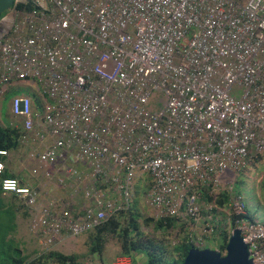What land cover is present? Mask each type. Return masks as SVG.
I'll return each mask as SVG.
<instances>
[{"label":"built area","instance_id":"built-area-1","mask_svg":"<svg viewBox=\"0 0 264 264\" xmlns=\"http://www.w3.org/2000/svg\"><path fill=\"white\" fill-rule=\"evenodd\" d=\"M22 89L10 125L22 145L48 144L29 153L32 175L48 180L59 166L70 181L55 185L88 180L81 216L41 202L39 187L0 180L29 209L41 253L143 189L146 217L177 219L195 248L237 228L252 263L264 264V223L231 195L264 154V0H13L0 16V97Z\"/></svg>","mask_w":264,"mask_h":264},{"label":"trees","instance_id":"trees-1","mask_svg":"<svg viewBox=\"0 0 264 264\" xmlns=\"http://www.w3.org/2000/svg\"><path fill=\"white\" fill-rule=\"evenodd\" d=\"M30 8L29 5H19V9L21 10H29ZM21 135L22 130L20 127H12L10 124L0 126V150L6 151V153L16 150L21 145ZM2 157L4 156H0V158ZM262 159V155H257L253 158L252 163L262 162ZM2 178L16 177L7 176L2 173L0 180ZM30 186L35 187L33 185ZM35 188L38 189V187ZM13 198L5 200L0 190V215L4 216V220L7 217L5 221H8L7 224H4L2 217H0V264H79V260L75 254L64 255L54 250L41 253L33 258L23 255L18 243L10 237L16 228ZM203 199L207 202L211 201V198L207 195H204ZM227 201L228 195L223 193L220 194L216 204L223 206ZM80 205L72 206V204H69L67 210L69 213L81 216L84 208ZM176 221L177 219L175 218L154 221L149 216L144 217L139 211L135 199L129 208L118 210L112 217L106 219L95 229L88 232L90 234L89 253H100L106 241L111 237L116 240L117 246H119L121 255L123 256L134 257L133 255L135 254L143 255L145 264H181L187 252L191 248H195L192 243H188L187 239H185L176 245L168 246L169 244L157 241L143 230V228H149L151 224H153L155 231L174 229ZM216 233L217 240L221 243L218 245V248L212 250L224 253L228 234L223 229H218ZM206 248L209 247L207 246Z\"/></svg>","mask_w":264,"mask_h":264},{"label":"rangeland","instance_id":"rangeland-1","mask_svg":"<svg viewBox=\"0 0 264 264\" xmlns=\"http://www.w3.org/2000/svg\"><path fill=\"white\" fill-rule=\"evenodd\" d=\"M25 95V90H17V91H10L5 96H3V100L0 97V113L1 117H3L4 120H6L8 116V112H10V104L11 100L14 95ZM263 159L262 162L258 163H252L250 166L241 174H239L236 177V180L234 184L232 185V191L231 195L236 196L239 195L246 206V211L248 213V220L257 221L260 223H264V154L262 155ZM37 178L43 179V177L39 176ZM84 186V184L78 185L76 188L77 192H80V189ZM54 187V186H53ZM39 188L40 184H39ZM55 188V187H54ZM53 188V189H54ZM41 193H44L43 189H40ZM65 190V189H64ZM63 189H57L55 192L53 191V194H62L64 195ZM62 191V193H61ZM137 205L138 209L141 212V214L146 217L148 214H150V210L144 205L143 201V189H137ZM79 199V200H78ZM67 201H69L67 199ZM77 201L79 203H69L72 204V206L76 204H84V200L82 198H77ZM143 203V204H142ZM211 202L206 205L209 207ZM213 207V204H211ZM15 206L17 207V211L21 214L18 215V217L15 219V225L16 228L10 237H12L19 245V248L22 250V253L24 255H28L29 257L33 258L39 254H41V247L38 244V240L33 236V234L29 231V221L28 218L22 215V211L24 210V206L22 203L16 202ZM213 210V208H212ZM204 211V210H203ZM208 211V209H207ZM213 215V211L209 212ZM217 215H220V218L225 219V215H221L220 212H217ZM202 216H206V213L202 212ZM3 219V223L7 224L4 220V216L0 215ZM146 234H149L153 236L157 241H163L170 245H176L179 242L183 240V237L185 236V232H188V228H183L180 231H177L175 229H168V230H158L155 231L153 229V224L149 228H143ZM89 233L81 234L77 237H70L68 241L60 242V244H56L51 250L57 251L64 255H71L75 254L79 260V264H84L85 259H87L90 256V259L96 258V254H90L89 253ZM219 240H210L208 239L207 245L211 249L218 248V245H220ZM118 245L116 240L113 238H109L106 241V244L104 245V248L102 250L101 255H103V259L106 260L108 257V253L110 252L111 247ZM136 262L140 263L142 260H144L143 255L135 254L133 255ZM83 261V262H82ZM96 262V261H94Z\"/></svg>","mask_w":264,"mask_h":264},{"label":"crops","instance_id":"crops-1","mask_svg":"<svg viewBox=\"0 0 264 264\" xmlns=\"http://www.w3.org/2000/svg\"><path fill=\"white\" fill-rule=\"evenodd\" d=\"M10 120H11L10 112H8V116L6 120H4L3 117H1V113H0V126H5L6 124H10ZM47 145H48L47 143L41 145L40 143L35 142L33 140V142L29 143L28 145L21 144L18 146L16 150L8 152L6 156L0 158V162H2L4 165L3 174L7 176H11V177H16L20 181L21 184H26V185L30 184L35 187H39V184H40V187H41L40 189L44 190V194L41 193L42 194L41 202L51 201L57 204V206L59 205L60 207H64V208L68 207L69 203H75V202L79 203V201H77V198L82 197V189L88 183L87 177L83 179L84 181L83 180L79 182L73 181L72 183L69 182V185L58 186L57 184L55 185L54 183L58 177H64L66 179V182L70 181V180L67 181V179H69L68 176H66V174L60 169L59 166H50L47 169V171H49V178H50L48 180L45 179L44 177L43 179H41V178L34 177L32 175L31 170L35 166V163L29 158V153L32 150L42 151L45 149ZM75 168L80 171L82 170V172L85 171V173L87 170L86 168L83 167L82 164L75 165ZM82 183L84 184V186L80 189V192H77L76 188L74 187H77L78 185ZM59 188L63 190L65 189L63 196L60 193L53 194V191L55 192V190L57 191V189ZM2 197L5 200H9L11 199V197H14V196L10 194H2ZM67 199L69 201H67ZM16 202L22 203V201L17 199L16 197L13 198V205H14L13 210H14L15 219L18 217L19 214H21L17 211V207L15 206ZM23 206H24V210L22 211V215L27 217L28 221L30 222L31 213L26 205L23 204ZM76 206H79V205L76 204ZM80 206L84 207V205H80ZM60 239H61L60 242H64V241H68L69 238L62 237ZM60 242L57 244H60ZM101 253L102 251L100 253H96L97 257L94 258V261L96 262L92 261L93 259H90V256H89L87 259H85L84 264H111L115 261H122V262L130 263V264H145V260H142L140 263H137L134 257H128V256L121 255L119 246L117 245L111 247L110 252L108 253L109 255L106 260L103 259V255H101Z\"/></svg>","mask_w":264,"mask_h":264},{"label":"water","instance_id":"water-1","mask_svg":"<svg viewBox=\"0 0 264 264\" xmlns=\"http://www.w3.org/2000/svg\"><path fill=\"white\" fill-rule=\"evenodd\" d=\"M13 0H0V16L10 9ZM181 264H253L249 245L243 241L239 229H233L224 253L209 248H191Z\"/></svg>","mask_w":264,"mask_h":264}]
</instances>
